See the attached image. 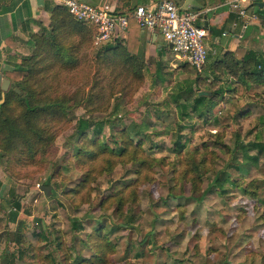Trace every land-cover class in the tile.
I'll return each mask as SVG.
<instances>
[{
    "label": "rangeland",
    "instance_id": "374dc122",
    "mask_svg": "<svg viewBox=\"0 0 264 264\" xmlns=\"http://www.w3.org/2000/svg\"><path fill=\"white\" fill-rule=\"evenodd\" d=\"M212 30L221 37L224 25ZM96 49L85 43L80 50V63L71 72L60 73L55 78L49 75L51 90L57 95L71 97L66 117L55 125L49 154L37 157L36 163L29 165L8 163L6 157L0 161L1 176L20 184L24 191L32 188L39 196V201L31 200L28 205L34 213L45 211L42 230L46 235L50 232L47 239L51 241L58 237L63 242L57 249L55 242L47 246L48 240L45 243L40 238V244L34 249L39 250L41 256L51 252L56 261L63 259L65 251L72 256H89L91 251L83 246L81 239L101 226L103 233L115 244L111 256L114 264H264V154L260 155L257 164H242L238 160L242 168H248V171H238L231 166L233 154L227 149L233 147L237 137L245 142L259 140L264 143V85L249 80V86H244L221 69L218 74L206 73L203 68H210L208 61L199 70L167 51L161 57L168 77L165 83L152 85L151 73H145L141 79H126L130 81L126 91L119 92L118 88L127 82L122 76L115 81L110 68L96 61ZM147 55L145 51V58ZM197 75H200L197 89L208 92L221 86L224 92L206 121L194 116L184 122L192 126L183 130L186 147L181 163L170 150L171 134L165 133L168 126L173 131L179 118L174 105H165L164 101L170 100L169 91L176 82L194 79ZM94 83L95 87L101 86L103 95L90 107L101 108L103 104L107 105V110L87 111L85 108L86 95ZM100 86L94 91L100 90ZM117 101L120 111L116 117L121 123L128 124L132 120L136 123L147 121L152 125L143 147L147 154L164 157L165 163L156 162L151 168V182L133 184L137 198L129 200L133 218L128 226L123 223L126 218L114 212V203L105 209L101 208L100 202L114 193L118 183L134 182L136 176L131 163L117 164L110 173H95L89 186L80 194H67L83 176L73 154L76 142L72 135L78 119H108ZM155 114L159 116L158 120ZM115 128L119 127L112 129L105 124L99 136L111 147H115L117 141ZM217 134L222 136L223 145L219 144ZM205 145L209 168L213 172L205 174L200 189L193 192L190 182L182 179L181 173L194 166L200 154H194V151H203L201 148ZM172 167L177 171L176 176ZM215 175H220L221 180L226 178L224 190L213 183ZM49 177L51 191L45 196L40 186ZM250 181L257 186V198L244 192Z\"/></svg>",
    "mask_w": 264,
    "mask_h": 264
},
{
    "label": "trees",
    "instance_id": "16d2710c",
    "mask_svg": "<svg viewBox=\"0 0 264 264\" xmlns=\"http://www.w3.org/2000/svg\"><path fill=\"white\" fill-rule=\"evenodd\" d=\"M2 1L0 0V4ZM137 5L134 0L114 2V12L128 16V33L124 39H115L98 47L95 52L96 61L110 68L115 81L119 76L126 81L134 77L141 79L145 73H151L152 85L157 82L163 84L168 77L161 57L171 50L164 44L156 50L155 55L148 54L145 58V51L141 44V29L131 17ZM94 34V26L77 20L64 6L55 5L50 10L49 29L41 33L30 34L27 44L31 47V54L22 56L20 62L11 68L2 70L3 77L9 79L13 87L4 92V101L0 103V161L6 157L8 163L29 165L36 163L37 157L47 155L52 150L55 125L66 117L71 97L65 94L57 95L53 89L51 90L53 87L48 82L49 75L55 78L60 73L71 72L80 63V50L84 44L88 42L93 46ZM206 61L210 67L207 68L208 70L203 68L206 73L215 74L221 69L222 72L234 76L236 82L244 86H249V80L264 85V48L262 51H256L240 45L219 57L209 54ZM199 76L176 82L169 91L170 100L164 101L165 105H174L179 118L173 131L170 130L172 127L168 126L165 133L171 134L173 139L170 150L181 163L185 158L183 151L186 147V136L183 130L192 126L184 122L191 120L194 116L206 121L207 116L212 115V110L221 101L224 92L223 87L220 86L214 91L209 90L207 95L199 94L202 91L196 88ZM214 80L219 79L214 77ZM129 82L118 88L119 92H125ZM96 87L94 83L86 95L85 108L87 111L107 110V105L103 104L101 108L90 107L94 105L95 100L100 101L103 95L101 86L100 90L94 91ZM14 88H18L21 94H18ZM2 93L0 88V100ZM119 111L120 102L117 101L109 113V117L113 119L92 120L88 117L78 119L72 135L76 142L73 154L76 157L75 163L83 170V176L74 187L68 190L67 194H80L89 186L95 173H110L117 164L131 163L136 176L133 179L134 182L118 183L114 193L100 202L101 208L105 209L114 203V212L125 217L123 223L128 226L131 225L133 218L131 208L128 207L129 200L137 198L133 184L151 182L153 180L150 173L151 168L156 162L165 163L164 157L157 158L147 154L143 147L145 140L150 136L148 130L152 125L147 121L136 123L132 120L128 124H123L116 117ZM155 116L158 120L159 116L157 114ZM213 119L217 120L216 117ZM262 123L264 124V119ZM105 124L111 126L112 129L119 127L115 128L117 136L115 147L100 140L99 136ZM216 136L219 137V144L223 145L222 136L220 134ZM201 149L204 150L194 151V154L200 153L194 166L187 167L181 173V178L190 182L193 192L200 189L202 177L208 172H213L207 161L208 147L205 145ZM227 149L233 154L231 166L238 171H248L246 166L242 168L241 165L257 164L260 155L264 154V143L259 140L245 142L237 137L233 147H227ZM250 151L255 153L252 154ZM238 160L243 163L241 164ZM172 168V173L176 176L177 171L174 167ZM219 176H214L213 183L220 190H224L223 181L226 178L221 180ZM50 180L51 177L44 185H48ZM253 182L248 183L244 192L252 198H257V186ZM10 204L15 209L20 207L17 197H12ZM48 233L50 232H47L45 240H48ZM48 242V244L55 242L57 249L63 246V242L58 237ZM81 243L91 251L89 256L81 254L72 256L65 251L63 259L56 261L51 252L41 256L38 253L39 250L33 249L32 264H114L111 256L116 248L115 244L103 233L101 226L87 233L86 237L81 239ZM262 258L264 259V254Z\"/></svg>",
    "mask_w": 264,
    "mask_h": 264
},
{
    "label": "crops",
    "instance_id": "0c3cea01",
    "mask_svg": "<svg viewBox=\"0 0 264 264\" xmlns=\"http://www.w3.org/2000/svg\"><path fill=\"white\" fill-rule=\"evenodd\" d=\"M86 1L99 3L102 0ZM151 1L153 0H134L137 4ZM172 1L180 7L188 6L203 11V20L198 24H203L208 30L209 34L205 39V44L211 50L213 57L233 51L240 45L256 51L262 50L264 45V0L249 6V11L254 12L256 18L248 21L238 17L229 8V0ZM58 4L57 0H3L1 2V74L2 70L19 63L22 56L31 54V47L27 44L30 34L41 33V31L49 29L50 10ZM257 11L260 12L257 13ZM245 22L248 25L243 30L242 25ZM219 25H224L221 37L212 30L213 27ZM141 36L142 48L149 55H155L156 50L165 44L156 30L141 29ZM20 187V184H14L8 177L0 175V239L2 242L0 264H31L34 246L40 244L38 239H46V233L42 230L46 218L45 211L34 213L28 205L31 200L39 201V196L32 188L24 191ZM49 193L44 192V195L48 196ZM12 197L18 198L20 205L18 209L10 204ZM34 204L32 207L35 206ZM44 242L46 243V240ZM47 246L44 247L47 249Z\"/></svg>",
    "mask_w": 264,
    "mask_h": 264
},
{
    "label": "built area",
    "instance_id": "2783aa9c",
    "mask_svg": "<svg viewBox=\"0 0 264 264\" xmlns=\"http://www.w3.org/2000/svg\"><path fill=\"white\" fill-rule=\"evenodd\" d=\"M77 20L91 24L95 28L93 46L98 48L106 42L124 39L128 33V16L114 12V3L102 0L92 3L86 0H57ZM262 0H229V8L245 20L255 19L256 14L249 6ZM131 17L140 29L156 30L174 55L184 59L196 69L206 62L211 53L206 47L208 30L203 24V11L191 7H180L172 0H153L138 4ZM248 23L242 25L246 29ZM214 52V51H213ZM39 186V185H38ZM2 242L0 239V250Z\"/></svg>",
    "mask_w": 264,
    "mask_h": 264
},
{
    "label": "water",
    "instance_id": "95a60500",
    "mask_svg": "<svg viewBox=\"0 0 264 264\" xmlns=\"http://www.w3.org/2000/svg\"><path fill=\"white\" fill-rule=\"evenodd\" d=\"M168 47L171 48V45L169 44ZM11 86H12V82L9 79L3 77L2 74H1V72H0V88H1V90L3 92L2 93V99L0 100V103H2L4 101V92H6ZM14 90L18 94H21V91L18 88H14ZM199 94H201V95L202 94L207 95L209 93L208 92H205V91H201V92H199ZM40 189H42L45 193H48V192L51 191L49 185H41L40 186Z\"/></svg>",
    "mask_w": 264,
    "mask_h": 264
}]
</instances>
